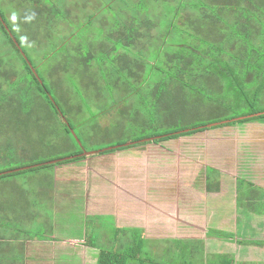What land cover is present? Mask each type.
Returning <instances> with one entry per match:
<instances>
[{
  "label": "trees",
  "instance_id": "1",
  "mask_svg": "<svg viewBox=\"0 0 264 264\" xmlns=\"http://www.w3.org/2000/svg\"><path fill=\"white\" fill-rule=\"evenodd\" d=\"M170 1L173 3L158 0V5L165 9L163 18L159 16L164 28L162 31L159 27L162 33L155 36L149 32L155 28L148 18L149 12L143 21L144 31L131 30L122 20L119 29L107 31L106 42L101 41L97 46L87 42H84L85 47L80 42L71 46L74 33L69 34V52L61 56L65 69L61 71L62 82L59 77L51 78L52 65L43 68L45 73L43 69L38 71L39 66L28 54L33 46L16 36L0 12V177L25 170H20L23 167H30L28 170L53 168L79 161L85 157L47 164L51 160L78 155L82 150H94L89 145L117 136L120 119L126 120L128 131L133 133L129 135L132 136L130 141L134 144L159 143L206 130L214 127L208 126L211 121L195 123L194 113L204 101L221 102L225 93L238 98L245 107L249 106L242 119L228 122L234 124L264 117V107H255L258 100L264 99L261 98L264 89V0ZM127 7L138 11L137 8L146 6L143 3L142 7H131L128 3ZM33 10V22L39 26L40 17L48 12L46 14L41 8ZM95 16L91 13L84 24H90ZM44 20L50 22L48 18ZM26 37L31 43L28 34ZM132 37L135 41L145 39L149 42L152 62L141 56L140 52L146 49L135 45ZM97 52L100 56L96 58ZM67 72L71 76L69 79ZM66 80L72 86L70 97L60 93L63 86L56 89L54 85ZM113 110L118 115L117 122L111 129L101 128L100 117ZM258 112L261 114L247 117ZM127 146L99 153L123 150ZM219 176V170L205 168L207 192L218 190ZM236 183L238 205L245 204L249 211L263 213L261 189L243 179H237ZM113 230L115 242L99 250L96 264H165L156 257L167 254L159 245L157 252L150 255L143 251L142 238L135 239L128 233L121 235L123 229L120 227ZM206 236L221 241L234 238L233 233L210 228ZM182 240L173 239L179 245H170L168 253L186 254L190 261L181 264H194L191 258L206 264L208 252L202 253L206 251L200 252L199 246H195L200 241H193L194 245L186 248L181 246ZM234 240L238 244L253 241L264 245V240L259 239ZM154 242L161 244L160 240ZM216 256L210 259V264H236L228 253Z\"/></svg>",
  "mask_w": 264,
  "mask_h": 264
},
{
  "label": "rangeland",
  "instance_id": "2",
  "mask_svg": "<svg viewBox=\"0 0 264 264\" xmlns=\"http://www.w3.org/2000/svg\"><path fill=\"white\" fill-rule=\"evenodd\" d=\"M109 2L110 5H108ZM126 2H128L131 7L134 5L142 7L144 3L146 6L144 8H146V10L144 8H137L138 11H133L132 8L129 7V9L127 7L128 3H125V1L123 3L122 0H0V12L9 22L10 28L14 31L16 36L23 37V43L28 46H33L30 50L31 53L28 52V54L33 63L39 66L38 71L40 72L43 68H48L47 66L52 65L54 71L51 78L57 79V77H59L62 82L63 76L61 75V71L65 69H63L64 67L62 66L61 56L65 51L69 52L68 38L71 33H74V37L70 41L71 46L79 44V42L82 43L84 47V42L93 43L97 46L101 41L106 42L104 36L107 31L109 32L111 28L115 30L119 29L122 20L131 30L139 28L144 31L143 21L148 12V18L153 21L155 26V28L151 29L149 32H151L153 36L162 33L161 28L163 31L164 27L161 25L160 21L163 18L162 14H165V9L163 6L158 5V0H126ZM165 2L167 4L173 3L170 0H165ZM33 8H41L46 14L48 12L44 17H40L43 12L38 15L35 13V15L40 17L39 26H36V23L33 22L35 20L32 16L34 13ZM91 13L96 14V16L92 19L90 24H84ZM61 16L64 17V20ZM159 16L162 18H159ZM44 18H48L50 22L48 23ZM26 34H28L32 40L30 41L31 43L27 42ZM133 41L135 45L137 44L139 47L146 49L145 52L138 51L143 58L152 62L151 50L148 49L149 42L145 39L135 41L134 38ZM157 43L158 42H156L155 46H157ZM96 55L97 58L100 56V53L97 52ZM67 68V71L70 73L69 66H67ZM43 72L45 73L44 69ZM68 72L66 73V77L69 79L70 74ZM57 83H54L56 89H60L63 86L60 89V93L64 92L66 97H70L72 86L69 80L63 83ZM228 98L229 100H226ZM261 98H264V89L262 90ZM260 106L264 107V99H260L256 102L255 107L257 108ZM248 107H245L238 98L235 99L232 94L229 97V95L225 93L222 96L221 102H216L215 99L204 101V104L194 113L193 116L195 119L193 122L200 123L211 121V123H222L224 120H230L228 119L229 117L233 119L241 117L242 114L248 112ZM117 117L116 110L100 117V127L111 129V126L117 122ZM234 121L237 120H233V122ZM221 123L214 127H208L206 130L180 136L169 141H162L159 143L146 141L144 144L128 145V148L123 149V151H121V149L110 151L109 154L95 153L93 155L84 156L85 158L79 161L56 165V167L53 168L25 169L1 176L0 229L2 226H6L8 232L20 235V239L23 238L22 235L28 233L39 236L42 239H49L50 236L53 235L57 237L58 233L61 235L60 230L62 229V224L64 222H69V227H67V229L65 227L63 231L68 230L69 236L80 237L82 239V237H84L83 225L85 222H100L98 226L92 227V236H97L101 248H107V241L112 238L114 227H120L123 229L121 235L128 233V235L135 239L142 238L143 251L153 255V253H149L151 252L150 248L155 251L157 245L163 248L168 247L169 244V242L155 244V239H147L146 237H162L159 231L153 233L152 226L146 223L163 222V215L159 211L152 207L141 209L137 203L135 208L133 204L132 207L129 208V211L132 213V217L130 218V222H132L131 226H128V222L117 221L116 218L109 216L110 214H104L105 216L101 215V217L95 221L92 217L86 216L87 212L86 209H84L85 206L83 203L84 190L87 188L94 192H99L101 198L109 201L110 198L114 196L113 190L119 192L121 196L127 195L131 198L133 195L129 193L137 189L138 201H140L144 194L150 201L152 197L151 193L156 192L154 189L160 188L163 182L166 181L164 177L172 176L178 178L179 176L182 178L183 187L184 183L189 182L192 184V187L196 188L197 191L201 193L202 201L200 203L193 202L195 211L201 213L203 208L206 207L207 212L210 213L209 208L210 204H212L211 199L213 198H210V193H206L204 190V168L206 166H214L220 171H223L227 170V166L231 165L234 160L237 161V158L241 160L239 151V143L241 142L239 133L240 128L229 125L230 122L225 124ZM118 124L117 136H112L110 139L107 137L102 141L89 145V147L98 150L100 147L104 146V148L116 146L118 141H123L124 143L132 142L130 141L132 136L129 135L133 133L128 131L126 120L120 119ZM224 142H231V146L227 148L228 151L231 150L232 153H236L234 152L236 149L238 154L236 156L232 154L233 156L231 159L225 160L223 153L225 149ZM134 146H138V148L132 150ZM146 157L148 158V162L145 160ZM131 158L137 159L134 160ZM133 161H138L137 166H139L136 170L139 172L137 176L139 179L136 184L132 183V186H130V167L133 166ZM140 161L142 163H140ZM132 168H134V166ZM55 170L58 177L61 178V181H58L56 185L66 186L65 182L62 181L65 180L64 178H66V176H69V187L74 190V193L79 194V196L76 197L75 203L69 205V214L66 215L65 213V215H63L64 217L60 214L59 207H56V204L52 201V191L55 186V183H53ZM133 171L132 169V172ZM186 177H190L191 179H187ZM234 178L235 177L230 173L226 175L225 186L228 187V192L226 191V194L230 195V199H233ZM154 186L156 188H154ZM139 192L144 194H139ZM122 199H118V205L124 212L125 206L122 207ZM180 204L182 205V209L172 212L174 219L179 215H187L186 213L189 211V204L183 201L180 202ZM240 208L248 210L245 204H241ZM253 221L254 220H250L246 223L242 222L237 228L230 231L234 234L241 233L244 235L242 237H246L248 240H264V232L260 231L258 227L256 228L255 225H253ZM206 224L202 222L201 230L198 231L195 229V232L191 234L204 236L205 232H207L205 230ZM184 226L182 222H174L171 220V237L182 236L189 233L181 231V229L186 228ZM219 226L223 227L221 224ZM221 230L223 231V229ZM87 234H89V232H87ZM90 235L91 233L89 237ZM210 240H204L202 245L201 241L199 245L197 242L195 243V246H199L198 250L200 252L206 251L202 252L205 254L208 252V255H206L208 259L205 258L208 262H206V264H210V259L212 261L213 258L215 259V257H217L216 252H218V243L226 245V243H223L224 241L216 238L214 239L212 236H210ZM174 243L175 242L172 240L169 246L171 245V247H173ZM175 244L179 245L177 242ZM192 244L194 245L193 240L183 238L181 246L183 245L188 248L192 246ZM48 251L50 250L48 249ZM226 251L229 255H233L232 249L226 248ZM210 253H213L212 256H210ZM13 256H18L17 250L8 254L7 258L10 259ZM156 257L165 264H181L190 261L186 254L179 255L175 252L158 254ZM191 259L194 261V264H203L202 262H205H201L194 258ZM78 263L79 257L77 254L69 255V264Z\"/></svg>",
  "mask_w": 264,
  "mask_h": 264
},
{
  "label": "crops",
  "instance_id": "3",
  "mask_svg": "<svg viewBox=\"0 0 264 264\" xmlns=\"http://www.w3.org/2000/svg\"><path fill=\"white\" fill-rule=\"evenodd\" d=\"M229 125H234L240 128L239 133L241 136V142L239 143V151L241 154V160L237 158V161L234 160L231 165L227 164V170L223 171H220L214 166H206L213 167L220 172V182L218 190L216 192L206 191V167L204 168V190L206 193H210V198H213L211 199L212 204H210L209 208L210 213L207 212L206 207L203 208L201 212L202 214L195 211V205L193 204V202L200 203L202 200L201 193L197 191L196 188L192 187L191 183H184L183 187V181H181V177L178 176V178H176L172 176H166L164 177L166 181L163 182V185L160 188H156L154 186V188H156L154 189L156 192L151 193L152 197L150 201L146 198L144 193V196L140 199V201H138L137 189H135V191L132 190V192L129 193L130 195H133V197L131 198H129L127 195L121 196L119 195V192L113 190L114 196H112L108 201L104 198H101L99 196V192H94L93 190L86 188L84 190L83 199V203L85 206L84 209H86L87 212L86 216L92 217L93 219H95V221H97V219L100 218L101 215L105 216L104 214H110L109 216L116 218L117 221L128 222V226H131L132 222H130V218L132 217V213L129 211V208L132 207V204L134 205V208L137 206V203L139 204V207L141 209L150 207L155 208L163 215V222L146 223L152 226L153 233L159 231L162 237H146L147 239L152 238L153 240H160L161 243L169 242V244L170 239L173 240L175 238H184L193 241H209L210 238L206 236V232L204 236H196V234H191L192 232H195V229L198 231L201 230L202 222H204L205 224L207 223L205 225L206 231L209 228H216L233 233L230 230L237 228V226L239 224H242V222L246 223L250 220H254L253 225H255L256 228L258 227L260 231L264 232V117L254 118L245 122H236L234 124L229 123ZM224 146L225 149L223 150V153L225 160L231 159L233 155L236 156L238 154L236 149L234 150V152L236 153H232L231 150L228 151L227 148L228 146H231V142H224ZM135 148H138V146H134L132 150ZM131 159L135 160L137 158ZM145 160L146 162H148L147 157ZM133 162L134 168H132L133 166L130 167V186H132V183L136 184L137 180L139 179L137 177L139 175V172L136 170V168H138L139 166H137L138 161ZM140 163L142 162L140 161ZM132 169L134 170L133 172ZM228 173L235 177V184L233 186V199H230V195L226 194L228 187L225 186V180ZM54 174L55 175L53 176V183H55V186L53 187L52 191V201L56 204V207H59L60 214L62 216L65 215V213L66 215H68L69 205L75 203L76 197H78L79 194L74 193V190L69 187V176H66V178H64L65 180L62 181L65 182L66 186H57L56 184L58 181H61V178L58 177L56 170ZM186 178L191 179L190 177ZM237 179H243L247 182H251L256 185V187H259L261 189L263 193V213L256 214L249 210H243L242 208H240V205H238L237 203V193L235 188ZM139 194H142V192H139ZM118 199H122V207L125 206L124 212L118 205ZM182 201L189 204V211L188 213H186L187 215H179L174 219L172 212L182 209V205L180 204V202ZM171 220L174 222H182L185 225L184 227L186 228L181 229V231H184L186 233L189 232L190 234L187 233L182 236L171 237ZM99 223L100 222H85V224L83 225L84 237H82V239L80 237L69 236L68 230L63 231L65 227L66 229L67 227H69V222H64L62 224V229L60 230L61 235H59L58 233L57 237L53 235L50 236L49 239H42L41 237L31 233L22 235L23 238L20 239V235L10 233L6 230V226H2L0 229V264H69V255L73 254L78 255V264H96L99 250L103 247L101 248V246L99 245L100 241L97 240V236H92V227L98 226ZM220 224L223 225V227H220ZM87 232H89V234L91 233L90 237ZM242 236L244 235L241 233H235L234 238H232L233 240L223 242L226 243V245L218 243L219 247L216 255L219 253H228L226 251V248H229L233 251L232 256L234 257L236 264H264V245L254 244L253 241H240L239 244L236 243V241L234 240L236 238L247 239L246 237ZM107 242L108 246H111L115 242V235L113 234L112 238ZM168 247H163L160 249L162 250V252H169ZM48 249L50 251H48ZM16 250L18 252V256H13L8 259L7 255ZM156 250H158V248H156ZM156 250L153 251L150 248L151 252L149 253L155 254V252H157ZM144 253H146V251H144ZM212 254L210 253V256H212Z\"/></svg>",
  "mask_w": 264,
  "mask_h": 264
},
{
  "label": "water",
  "instance_id": "4",
  "mask_svg": "<svg viewBox=\"0 0 264 264\" xmlns=\"http://www.w3.org/2000/svg\"><path fill=\"white\" fill-rule=\"evenodd\" d=\"M7 30H8V29H7ZM9 35L12 37V35H11L10 33H9ZM12 39L15 41V39H14L13 37H12ZM21 53H22L24 59L26 60L27 64L31 67V64L29 63V61H28L27 58L25 57L24 53H23V52H21ZM32 71L34 72L33 69H32ZM259 114H261V112H258V113H255V114H250V115H248L247 117H251V116L259 115ZM242 118H243V116L238 117V118H234V119H230V121H231V120H238V119H242ZM226 122H228V120H224V121H222V123H226ZM220 123H221V122H215V123H211V124H209L208 126H217V125L220 124ZM151 139H152V138H150V140H151ZM146 140H147V139H146ZM142 141H144V140H142ZM77 142H78V144H80L78 140H77ZM134 143H135V142H129V143H124V144L116 145V146L109 147V148L106 147V148L98 149V150H90V151L82 150V152H81L80 154H78V155H72V156H69V157L61 158V159L51 160V161H48L47 164H53V163H57V162H59V161H61V160L72 159V158H74V157H76V156H89V155H93V154H95V153H99V152L104 151V150H110V149L118 148V147H120V146H127V145L134 144ZM28 168H30V167H23V168H20V170H21V169H28ZM16 170H19V169H16ZM13 171H15V170H13Z\"/></svg>",
  "mask_w": 264,
  "mask_h": 264
}]
</instances>
